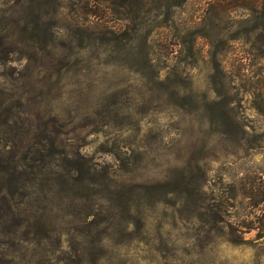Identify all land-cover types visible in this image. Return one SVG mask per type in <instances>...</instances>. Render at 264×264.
Instances as JSON below:
<instances>
[{
  "label": "rangeland",
  "instance_id": "rangeland-1",
  "mask_svg": "<svg viewBox=\"0 0 264 264\" xmlns=\"http://www.w3.org/2000/svg\"><path fill=\"white\" fill-rule=\"evenodd\" d=\"M204 10L0 0V264H264L262 28Z\"/></svg>",
  "mask_w": 264,
  "mask_h": 264
},
{
  "label": "trees",
  "instance_id": "trees-1",
  "mask_svg": "<svg viewBox=\"0 0 264 264\" xmlns=\"http://www.w3.org/2000/svg\"><path fill=\"white\" fill-rule=\"evenodd\" d=\"M167 8H184L185 6L198 5L207 9L217 8L231 15L233 11L244 9L256 13L259 26L262 28L261 36L264 39V0H161ZM199 18V17H198ZM166 20L174 21V17L168 15Z\"/></svg>",
  "mask_w": 264,
  "mask_h": 264
}]
</instances>
